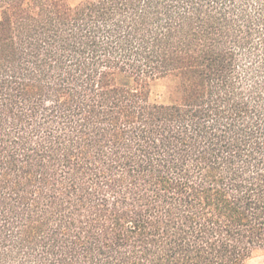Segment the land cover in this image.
<instances>
[{
  "label": "trees",
  "instance_id": "trees-1",
  "mask_svg": "<svg viewBox=\"0 0 264 264\" xmlns=\"http://www.w3.org/2000/svg\"><path fill=\"white\" fill-rule=\"evenodd\" d=\"M257 253L264 0H0V264Z\"/></svg>",
  "mask_w": 264,
  "mask_h": 264
},
{
  "label": "rangeland",
  "instance_id": "rangeland-1",
  "mask_svg": "<svg viewBox=\"0 0 264 264\" xmlns=\"http://www.w3.org/2000/svg\"><path fill=\"white\" fill-rule=\"evenodd\" d=\"M75 1H81V0H75ZM169 89V82L168 81H160L157 83V85L154 87V95L153 98L157 99L158 101L162 102H168V92ZM247 264H264V254L257 253L255 254L248 262Z\"/></svg>",
  "mask_w": 264,
  "mask_h": 264
}]
</instances>
